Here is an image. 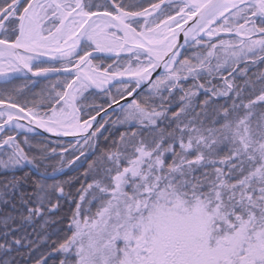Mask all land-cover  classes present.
Returning <instances> with one entry per match:
<instances>
[{"label":"snow or ice","instance_id":"1","mask_svg":"<svg viewBox=\"0 0 264 264\" xmlns=\"http://www.w3.org/2000/svg\"><path fill=\"white\" fill-rule=\"evenodd\" d=\"M0 264H264V0H0Z\"/></svg>","mask_w":264,"mask_h":264},{"label":"trees","instance_id":"2","mask_svg":"<svg viewBox=\"0 0 264 264\" xmlns=\"http://www.w3.org/2000/svg\"><path fill=\"white\" fill-rule=\"evenodd\" d=\"M55 146V145H53ZM24 170H21L20 174L23 173ZM82 171V170H81ZM68 175H77V173H72L71 170H68V173L67 174H64V173H61V174H58L57 177L53 178V177H49V182H52L53 179H59V180H63V179H67ZM38 177V174L33 172L32 173V178L35 179ZM17 261H22V257L21 256H17L16 257Z\"/></svg>","mask_w":264,"mask_h":264},{"label":"water","instance_id":"3","mask_svg":"<svg viewBox=\"0 0 264 264\" xmlns=\"http://www.w3.org/2000/svg\"><path fill=\"white\" fill-rule=\"evenodd\" d=\"M47 135V134H46ZM54 139V138H53ZM65 139H71V138H65Z\"/></svg>","mask_w":264,"mask_h":264}]
</instances>
